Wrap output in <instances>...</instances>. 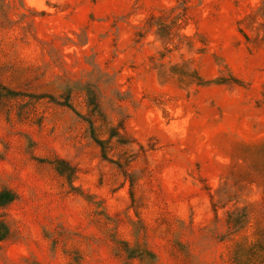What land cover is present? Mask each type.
<instances>
[{
	"label": "rangeland",
	"instance_id": "374dc122",
	"mask_svg": "<svg viewBox=\"0 0 264 264\" xmlns=\"http://www.w3.org/2000/svg\"><path fill=\"white\" fill-rule=\"evenodd\" d=\"M0 264H264V0H0Z\"/></svg>",
	"mask_w": 264,
	"mask_h": 264
}]
</instances>
